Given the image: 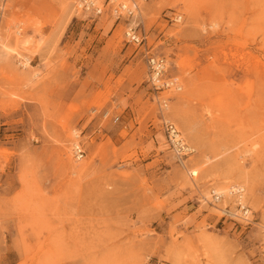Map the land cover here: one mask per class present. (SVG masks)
Instances as JSON below:
<instances>
[{
    "label": "rangeland",
    "instance_id": "374dc122",
    "mask_svg": "<svg viewBox=\"0 0 264 264\" xmlns=\"http://www.w3.org/2000/svg\"><path fill=\"white\" fill-rule=\"evenodd\" d=\"M94 1L0 0V264H264V0H135L144 46ZM143 48L180 82L160 95L184 165ZM226 183L258 226L209 202Z\"/></svg>",
    "mask_w": 264,
    "mask_h": 264
},
{
    "label": "built area",
    "instance_id": "2783aa9c",
    "mask_svg": "<svg viewBox=\"0 0 264 264\" xmlns=\"http://www.w3.org/2000/svg\"><path fill=\"white\" fill-rule=\"evenodd\" d=\"M141 1L145 2L147 0ZM104 3L108 6V11L111 15L116 18L125 19L127 27L124 32V37L126 42L136 46L146 45L147 32L142 24V19L140 17V4L138 1L130 0L129 3H125L122 0H106ZM78 5L82 11L91 12L95 15H100L103 12V9L97 6L92 0H79ZM170 20L172 22H179L181 20V15L173 12ZM143 52L146 66V82L154 92V97L156 98L161 115V130L165 135L166 142L173 156L178 163L184 165V160L187 159L189 155L194 153V148L187 143L176 125L164 117V110L167 109L169 98L160 95L165 91H179L181 89L180 82L177 77L167 75V61L162 55H158L145 48H143ZM74 135H76L75 137H78L77 133ZM71 151L76 160H80L85 156L84 146L78 139H75L72 142ZM231 195L235 208L229 209L226 206L220 208L222 216L239 221L244 225L258 226L253 219L252 212L248 204H242L240 201V196L243 195V189L239 186H234L231 188ZM220 199L221 197H219L218 194L211 189L209 202L218 203ZM261 233L264 234V226H261Z\"/></svg>",
    "mask_w": 264,
    "mask_h": 264
},
{
    "label": "bare ground",
    "instance_id": "6f19581e",
    "mask_svg": "<svg viewBox=\"0 0 264 264\" xmlns=\"http://www.w3.org/2000/svg\"><path fill=\"white\" fill-rule=\"evenodd\" d=\"M94 1V0H93ZM123 2H125V3H129L130 1L129 0H122ZM95 2V1H94ZM138 3H139V1H138ZM79 4V3H78ZM96 4V3H95ZM79 6V5H78ZM4 47V45H2V43H1V47ZM24 60H25V62L23 63L22 62V66L23 67H26L27 66V64L29 63L28 62V58L27 57H24ZM168 107V106H167ZM75 133V132H74ZM76 135H74V137H75ZM74 139V138H73ZM76 139H77V137H76ZM72 143V142H71ZM75 145H76V143H75ZM73 156V155H72ZM74 160H76V159H74ZM77 161V160H76ZM202 169V166L200 167H196V168H194L193 170H190V173H191V175H194V176H197L198 175V172H199V170H201ZM226 182V181H225ZM224 187H221V189H220V191H218V190H213L214 192H216V194H218V196L219 197H221V199L218 201V203L219 202H221V201H223L224 200V198H228V197H230V198H232L231 196V188H232V186H228L227 187V183H226V186L225 185H223ZM237 186V185H236ZM234 187V186H233ZM242 189H243V187H241ZM242 196V197H241ZM240 196V201H241V203L242 204H244V203H247L246 202V198H245V193H244V190H243V195H241ZM217 205H215V209H218V207H216ZM219 206V205H218ZM261 227V226H260Z\"/></svg>",
    "mask_w": 264,
    "mask_h": 264
}]
</instances>
